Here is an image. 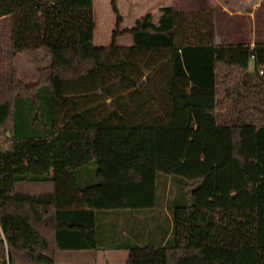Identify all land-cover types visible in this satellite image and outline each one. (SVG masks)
I'll return each instance as SVG.
<instances>
[{
    "label": "trees",
    "instance_id": "trees-1",
    "mask_svg": "<svg viewBox=\"0 0 264 264\" xmlns=\"http://www.w3.org/2000/svg\"><path fill=\"white\" fill-rule=\"evenodd\" d=\"M110 6L101 63L71 75L95 52L94 0H0V264L106 249L127 264H264V44L216 45L208 8L118 30ZM37 50L85 52L67 71L52 54L25 86L12 60ZM167 194L148 244L99 235L103 217Z\"/></svg>",
    "mask_w": 264,
    "mask_h": 264
},
{
    "label": "rangeland",
    "instance_id": "rangeland-1",
    "mask_svg": "<svg viewBox=\"0 0 264 264\" xmlns=\"http://www.w3.org/2000/svg\"><path fill=\"white\" fill-rule=\"evenodd\" d=\"M142 0H135L136 6H131L128 0H123L118 8L117 0L116 6L118 14L121 17V25L118 30L128 29L132 26L135 18L141 17L145 14V6L139 4ZM174 3L177 0H173ZM188 1V0H187ZM191 2L188 11H195L201 8L211 9L215 17V33L217 35V43L220 45H236L241 42L255 41L256 43L264 44V0L260 1L258 9L254 13L252 20L243 16H229L228 9L232 10L234 0H216L217 3L212 6H205L203 2L206 0H189ZM138 2V3H137ZM255 2V0H245L244 5L247 10ZM150 6L153 17L160 14L158 7L166 4L164 0H152ZM178 5V4H177ZM94 14L96 22V30L94 33V48L95 52L78 58L77 69L71 75H75L80 71L88 68L95 67L101 63L102 57L105 54V49L111 41L112 31L115 29L116 16L112 13L110 0H94ZM120 46L131 45V38L124 36L117 41ZM83 50H57L51 53L45 50L29 51L17 55L12 64L16 70L17 78L25 86H32L37 83L39 73L41 70L53 66L52 54H54L65 65V71L69 70L72 66L71 63L76 61L77 56H80ZM251 69V68H250ZM172 187V182L168 181V187ZM169 189V188H168ZM165 193H168L166 190ZM160 188L157 189V196L160 198ZM174 195V194H173ZM165 200L160 202L157 199L155 208L143 211H125L117 215H134L132 220L133 235L141 244H148L153 239L152 234L161 232L167 224V218L170 216L171 203L173 196L165 195ZM121 226L125 227L126 222H119ZM124 229V228H123ZM91 252H58V257L64 256H78L82 257L81 262L78 264H90L89 258L84 260L85 257H90ZM88 261V262H85ZM77 264V263H76Z\"/></svg>",
    "mask_w": 264,
    "mask_h": 264
},
{
    "label": "crops",
    "instance_id": "crops-1",
    "mask_svg": "<svg viewBox=\"0 0 264 264\" xmlns=\"http://www.w3.org/2000/svg\"><path fill=\"white\" fill-rule=\"evenodd\" d=\"M122 1L123 0H117L118 8H120V4L122 3ZM164 1L166 2V4L158 7L159 13H160V9L164 7H172L176 10L187 11L191 4L189 0L188 1L187 0H177L175 3L173 0H164ZM260 1L261 0H255V2L247 10L246 8H244L245 6L242 5L245 3V0H234L233 6L231 7L232 10L228 9L227 14L230 17L231 16L232 17L233 16H243V17H246L252 20L254 18L255 11L258 9V5L260 4ZM128 2L130 3L131 6L137 5L135 0H128ZM203 3L205 4V6H212L213 4L217 3V1L216 0H206ZM139 4H142L146 7L145 14L147 13L151 14L154 12L153 10L151 11V8H150V6H152L153 4L152 0H142L139 2ZM145 14H143L142 16H144ZM159 16L160 14H157L155 17H153L154 21H157ZM136 19L138 18H135L134 21ZM214 43L216 45H220L217 43L216 33H215ZM239 44H241V42ZM244 44L254 45L255 41L248 42V43L245 42ZM133 216L134 215H108L106 217H103L101 223H99V235H101L102 237L110 236L112 238L116 236L119 238V240L130 239L134 241L133 234H132L134 227H133L132 222H129V220H132ZM121 221L126 222L125 227L119 225L120 224L119 222ZM57 253L54 255V264H76V263L78 264L81 262V260L79 259H81L82 257L80 258L78 256L76 257L75 256H72V257L62 256V257H58V260H57V257H56ZM86 258H89L90 264H127L128 252L123 249L122 250L106 249V250H99L96 252H91L90 257H85L84 260H87ZM85 262H88V261H85Z\"/></svg>",
    "mask_w": 264,
    "mask_h": 264
},
{
    "label": "water",
    "instance_id": "water-1",
    "mask_svg": "<svg viewBox=\"0 0 264 264\" xmlns=\"http://www.w3.org/2000/svg\"><path fill=\"white\" fill-rule=\"evenodd\" d=\"M7 136L9 137V134H7Z\"/></svg>",
    "mask_w": 264,
    "mask_h": 264
}]
</instances>
